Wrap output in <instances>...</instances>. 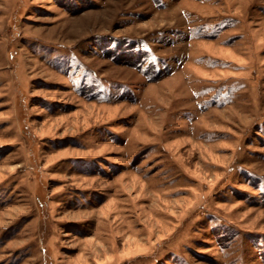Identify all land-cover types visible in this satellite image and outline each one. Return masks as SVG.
Returning a JSON list of instances; mask_svg holds the SVG:
<instances>
[{"label":"rangeland","instance_id":"374dc122","mask_svg":"<svg viewBox=\"0 0 264 264\" xmlns=\"http://www.w3.org/2000/svg\"><path fill=\"white\" fill-rule=\"evenodd\" d=\"M0 264H264V0H0Z\"/></svg>","mask_w":264,"mask_h":264}]
</instances>
